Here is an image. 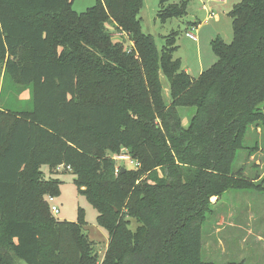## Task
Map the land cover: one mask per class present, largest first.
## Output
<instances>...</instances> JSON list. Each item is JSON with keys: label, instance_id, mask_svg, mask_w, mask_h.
<instances>
[{"label": "trees", "instance_id": "trees-1", "mask_svg": "<svg viewBox=\"0 0 264 264\" xmlns=\"http://www.w3.org/2000/svg\"><path fill=\"white\" fill-rule=\"evenodd\" d=\"M73 2L0 0V264H99L84 213L59 221L46 202L59 182L41 168L61 165L108 232L100 264H208L213 200L259 188L233 165L249 130L264 128V0L234 7L233 41L213 40L218 61L197 78L174 56L177 33L159 49L143 32V0H98L80 14ZM186 14L182 2L160 19ZM107 23L131 44L113 40ZM25 89L31 108H16ZM185 108L196 110L188 128ZM121 153L140 168L116 174Z\"/></svg>", "mask_w": 264, "mask_h": 264}, {"label": "rangeland", "instance_id": "rangeland-1", "mask_svg": "<svg viewBox=\"0 0 264 264\" xmlns=\"http://www.w3.org/2000/svg\"><path fill=\"white\" fill-rule=\"evenodd\" d=\"M241 1L143 0L139 18L143 32L155 37L159 49L167 45V37L177 33L178 48L174 56L180 60L183 70L197 78L218 61L212 46L213 40L220 36L226 43L233 41L230 13ZM182 2L186 3V15L161 21L160 13L165 8ZM97 3L98 0H74L72 9L80 14ZM212 13L216 17L208 19ZM195 23H200L199 27L191 28ZM106 26L113 40L123 42L126 46L131 44L130 38L118 33L112 23H107ZM188 32L195 34L197 41L191 40L187 36ZM162 83L164 99L169 101L168 81L164 76ZM19 98H13L16 108H31L30 89L22 90ZM195 111V108L181 110L185 128L189 127ZM245 146V150L237 153L233 168L234 171L242 170L241 174L251 183L259 185V188L231 190L220 201L213 200L216 203L213 213L203 227L202 260L208 264H264V128L249 130ZM124 166L132 168L129 163ZM41 169L46 181L59 182L58 194L53 196L54 205L59 208L60 214L53 217L59 221L76 222L83 212L86 221L84 233L94 243V254L99 264L102 263L109 247V235L106 229L98 225L95 207L79 193L75 183L76 176L68 170L51 171L48 166H42ZM50 197V194L45 195L48 204ZM136 227L137 224L133 221L131 229L135 230ZM47 239L51 241V237L48 236Z\"/></svg>", "mask_w": 264, "mask_h": 264}, {"label": "built area", "instance_id": "built-area-1", "mask_svg": "<svg viewBox=\"0 0 264 264\" xmlns=\"http://www.w3.org/2000/svg\"><path fill=\"white\" fill-rule=\"evenodd\" d=\"M214 16V15H212ZM187 36L193 40V41H197V36L195 34H193L192 32H188ZM113 160L116 161V174H118L122 169V165L124 164H130L132 166V168L134 169H139L140 168V163L136 160H134L129 154L127 153H121V154H116L113 155ZM57 170L61 171V170H68L71 171L70 167H66L64 165L58 166ZM55 199L54 197H50L49 198V203L51 205V211L53 213V215H59L60 214V210L59 208L54 205Z\"/></svg>", "mask_w": 264, "mask_h": 264}, {"label": "crops", "instance_id": "crops-1", "mask_svg": "<svg viewBox=\"0 0 264 264\" xmlns=\"http://www.w3.org/2000/svg\"><path fill=\"white\" fill-rule=\"evenodd\" d=\"M212 15H213V13L209 15V18L208 19H211V18L216 17V16H212ZM191 28H195V26H193ZM185 71L188 72L187 70H185ZM4 73H5V70L3 69L2 72H1V76H0V100H1V91H2L3 83H4ZM19 97H20V94H19L18 98ZM18 100H19V102L22 101V100H20V98Z\"/></svg>", "mask_w": 264, "mask_h": 264}, {"label": "water", "instance_id": "water-1", "mask_svg": "<svg viewBox=\"0 0 264 264\" xmlns=\"http://www.w3.org/2000/svg\"><path fill=\"white\" fill-rule=\"evenodd\" d=\"M123 170H124V168H123Z\"/></svg>", "mask_w": 264, "mask_h": 264}]
</instances>
